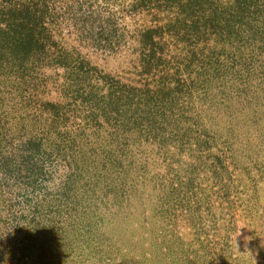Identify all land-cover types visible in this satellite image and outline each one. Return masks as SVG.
I'll return each mask as SVG.
<instances>
[{"label":"rangeland","instance_id":"obj_1","mask_svg":"<svg viewBox=\"0 0 264 264\" xmlns=\"http://www.w3.org/2000/svg\"><path fill=\"white\" fill-rule=\"evenodd\" d=\"M0 264H264V0H0Z\"/></svg>","mask_w":264,"mask_h":264}]
</instances>
